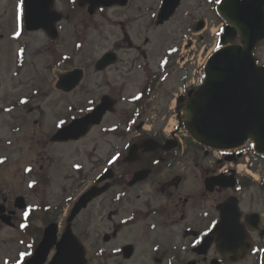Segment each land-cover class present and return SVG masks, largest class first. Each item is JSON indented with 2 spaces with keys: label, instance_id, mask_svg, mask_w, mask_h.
I'll list each match as a JSON object with an SVG mask.
<instances>
[{
  "label": "flooded vegetation",
  "instance_id": "obj_1",
  "mask_svg": "<svg viewBox=\"0 0 264 264\" xmlns=\"http://www.w3.org/2000/svg\"><path fill=\"white\" fill-rule=\"evenodd\" d=\"M220 1L120 0L90 15L88 4L66 0L65 6L92 20L103 18L93 20L98 41L92 60L79 65L81 83L72 92L60 91L78 97L68 103L71 114L59 128L90 115L93 125L77 140L54 142V132L43 142L44 157L38 156L44 161L46 146H77L75 155L85 158L69 187L49 183L55 178L53 157L47 169L41 166L44 174L38 172L44 183H23L14 195L0 184V264H65L55 257L68 229L85 246V264H131L138 254L143 257L134 261L138 264H264V173L259 170L264 156L252 154V145L231 153L206 149L189 137L183 121L187 101L207 79L209 59L228 41L243 45L241 33L224 38L228 23L218 13ZM69 8L62 11L64 22L71 17ZM107 28L115 30L110 39L102 36ZM263 45L254 49L262 66ZM86 54L78 52L80 58ZM91 62L93 84L84 89ZM32 164L28 168L36 161ZM30 174L35 177L34 170ZM190 175L192 182L186 183ZM61 176L69 179L70 172ZM231 183L236 186L230 188ZM54 184L57 191L51 189ZM37 187L45 193L34 196ZM92 188L106 190L71 219L75 204ZM253 190L262 195L260 201ZM141 200L142 209L131 208ZM99 201L111 205L107 223L101 224L103 205L84 222ZM236 204L240 232L228 244L223 213ZM141 222L146 223L141 249L133 244L113 253L101 249ZM93 234L103 235L102 245H94L105 253H91L86 243ZM46 241L52 246L40 253Z\"/></svg>",
  "mask_w": 264,
  "mask_h": 264
},
{
  "label": "rangeland",
  "instance_id": "obj_2",
  "mask_svg": "<svg viewBox=\"0 0 264 264\" xmlns=\"http://www.w3.org/2000/svg\"><path fill=\"white\" fill-rule=\"evenodd\" d=\"M21 0H0V184H5V192L13 194L22 189L23 183H44L40 180V172L50 166L48 158L53 157L54 163L51 170L55 173V178H51L49 183H57L61 187L75 185L76 170L80 161L84 162L83 157L75 155L77 146L74 148L63 146L50 149L48 146L44 157V140L56 131L58 125L68 122V116L71 112H66V107L70 100H77L76 95L67 97L56 88V82L59 79L61 71L79 67L88 63L93 58L94 45L97 46L98 39L93 32V20L103 17H90L87 13L77 12V10L65 6L66 0H56V7L60 11H66L70 15L68 21L59 26L60 37L51 41L44 32L28 33L22 31L19 25L21 13ZM106 14V12H105ZM106 30L102 36L106 39L112 38L114 29ZM108 42L105 41L104 46ZM94 49V50H93ZM79 51L87 54L80 58ZM260 60L264 63V45L260 49ZM92 62L88 64V72L83 84L91 86L93 84ZM95 76V75H94ZM75 100V101H76ZM34 139V141H33ZM35 149V152H34ZM34 152V154H33ZM42 155L41 157L38 156ZM36 161L34 168H28ZM85 161H87L85 159ZM264 164V161L261 163ZM33 165V164H32ZM25 169V171L23 170ZM35 171V177H31L32 171ZM264 173V165L259 168ZM70 172L69 179L61 176L62 173ZM245 174V172H243ZM73 178V179H71ZM193 176L190 175L186 183H191ZM56 190V184L51 187ZM34 196L45 193L44 188H36ZM249 190V189H248ZM247 190V191H248ZM57 191V190H56ZM255 191V196L262 197ZM249 195L252 194L248 191ZM253 195V194H252ZM103 205L101 211L102 222L107 223L106 217L111 209L108 201H99L90 208L83 216L85 222L88 215L95 210L97 206ZM132 209H142L143 203H133ZM129 208L122 210L125 217ZM121 218V219H122ZM93 215L90 219L92 222ZM105 219V220H104ZM120 219V220H121ZM96 227V223L93 225ZM146 223L141 222L136 226L123 229L118 238L110 242L103 250L118 251L123 245L133 244L135 248L141 249L146 243L144 230ZM177 234L176 230L173 233ZM176 236V235H175ZM102 237L92 235L87 240V246H91V253L99 255L103 250H95L94 243L102 245ZM104 245V244H103ZM93 254V255H95ZM139 254L134 261L142 260Z\"/></svg>",
  "mask_w": 264,
  "mask_h": 264
},
{
  "label": "water",
  "instance_id": "obj_3",
  "mask_svg": "<svg viewBox=\"0 0 264 264\" xmlns=\"http://www.w3.org/2000/svg\"><path fill=\"white\" fill-rule=\"evenodd\" d=\"M24 1L27 30H45L56 39L57 23L62 20V15L53 10L55 0ZM81 2L89 3L93 10L99 6L109 7L112 0ZM218 10L228 23L224 38L241 33L243 45H229L228 41L224 43L227 46L214 55L207 66L204 85L186 104L183 120L190 136L202 146L229 150L252 141L256 151L264 154V67L257 66L253 53L256 45L264 41V0H223ZM81 77L79 70L60 75L58 88L69 92ZM92 117L82 122L74 121L60 130L53 141L78 139L93 125ZM81 125L85 126L84 131L80 130ZM105 190L94 188L86 194L76 205L71 219ZM239 217L237 209L228 210L224 216V225L227 221L229 230L228 244L239 237ZM50 230L54 237L55 227ZM60 245L55 257L57 262L85 264V248L70 229L63 235ZM51 246L52 242L46 241L39 252ZM126 250L132 251L130 247Z\"/></svg>",
  "mask_w": 264,
  "mask_h": 264
}]
</instances>
